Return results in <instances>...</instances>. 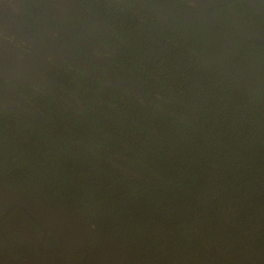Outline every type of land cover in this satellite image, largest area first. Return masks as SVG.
Wrapping results in <instances>:
<instances>
[{"label":"trees","instance_id":"1","mask_svg":"<svg viewBox=\"0 0 264 264\" xmlns=\"http://www.w3.org/2000/svg\"><path fill=\"white\" fill-rule=\"evenodd\" d=\"M123 9L101 15L115 31L97 35L116 81L54 61L50 92L22 83L39 114L0 111V172L64 194L134 264H264L263 102L157 21L127 25Z\"/></svg>","mask_w":264,"mask_h":264},{"label":"flooded vegetation","instance_id":"2","mask_svg":"<svg viewBox=\"0 0 264 264\" xmlns=\"http://www.w3.org/2000/svg\"><path fill=\"white\" fill-rule=\"evenodd\" d=\"M256 1L264 10V0ZM116 6L127 11V25L140 15L157 21L264 104V11L252 0H0V111L13 104L39 114L20 89L31 78L49 91L42 77L50 62L69 61L116 81L113 71L100 69L114 56L97 42L115 31L101 15ZM63 195L51 199L0 172V264L135 263L112 235L86 227Z\"/></svg>","mask_w":264,"mask_h":264},{"label":"water","instance_id":"3","mask_svg":"<svg viewBox=\"0 0 264 264\" xmlns=\"http://www.w3.org/2000/svg\"><path fill=\"white\" fill-rule=\"evenodd\" d=\"M258 7H259V9H261L262 11H264L263 9H262V7L260 6V4L256 1V0H252Z\"/></svg>","mask_w":264,"mask_h":264}]
</instances>
